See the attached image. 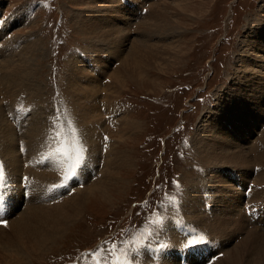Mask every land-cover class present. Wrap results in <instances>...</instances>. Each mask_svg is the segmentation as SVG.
I'll use <instances>...</instances> for the list:
<instances>
[{"label":"rangeland","instance_id":"rangeland-1","mask_svg":"<svg viewBox=\"0 0 264 264\" xmlns=\"http://www.w3.org/2000/svg\"><path fill=\"white\" fill-rule=\"evenodd\" d=\"M92 1L94 0H0L1 24L12 15L16 17L20 13L25 14L16 25H7V30L0 28L2 32L0 45L3 46L0 47L3 53H0V62L1 59L7 61L6 57L13 51L14 56L17 55V61L23 64L27 61L26 65L32 66L29 70L20 68L26 75L18 72V77L23 78L17 79L18 85L12 90H5L1 85L3 82L0 83V105L6 123H10L13 129H18L14 130L15 149L19 155L16 163L18 175L21 181L23 178L33 177L30 178L31 185L33 187L34 184L37 185L34 187L37 189L34 190L27 186V182H21V190L16 189V193L19 191L18 198L11 199L9 171L12 164L9 162L5 164L1 157L0 169L3 170L4 180L3 186L0 187V211L7 213L9 202L15 206L14 214L22 212L23 208L32 202L40 206L44 200H52V197L45 194L43 200V193L54 192L53 190L61 194L63 191L72 194L78 188L83 189L84 184L97 182L103 170L108 174L109 179L105 184L110 191L106 192L109 194L106 199L98 197V194L95 197L92 195L87 197L79 214L65 222L62 228L64 230L59 229L55 234L50 231L53 235L47 237L48 240L45 244L42 243L43 246L37 251L27 250L24 253L28 254H21V258L12 264H133V256L139 261L142 259V263L145 259L153 257L158 258L159 264H181L179 260L181 253H185L186 264H202L218 252L228 256L226 250L246 238L252 228L255 231L253 229L251 231H257L258 243L260 241L263 243L264 220L262 219L263 223L248 221L249 218L242 211V204L245 202V192L249 191V200L251 198L254 204L260 203L261 206H257V209H260L264 217V189L261 191V185L264 187V172H260L264 171V165L256 160L264 154V113L259 114L258 123L250 124L251 121H257L255 119H246L244 123L246 113L264 110V100H261L264 83L261 84L262 90L258 89L255 93L254 100L258 101L254 105L255 108L252 106L247 109L244 104L250 96L240 88L245 86L252 89L244 82L264 80L260 79L264 77V66H261L264 61L259 60L264 58V45L260 47L256 43L264 30V0H162L166 3L160 7L164 9L166 16L164 18L170 22V29L166 32L161 30L149 33L146 43L157 44V47L145 49L149 54L151 51L156 52L157 58L154 61L150 60V66H139L137 70L139 76H135L136 79L127 75L120 77L123 78L122 85L114 83L108 76L109 72H113V69L119 66V61L113 54L114 46H119L122 53H128L132 41L144 37L142 32L138 31L137 24L139 20L146 23L148 21V24L153 22L148 20L151 14L148 5L155 0H134L137 9L141 7L140 16L135 20H132V17L125 18L129 15L130 9L134 8L133 2H128L130 0H118L125 9L123 13L125 19L120 15L119 6L111 4L116 0L109 2L96 0L102 5L108 3L116 9V13L114 15L112 13L110 18L96 15L100 28H111L109 25L111 19L114 21L112 25L121 29L123 35L127 37L121 45L113 44L114 46L110 48H106L105 43L97 42L92 36L83 35L80 31L82 23H76V15L85 11L88 3L90 8L94 7ZM1 15L4 18H1ZM6 38L10 41L7 40L8 43L3 44L2 41ZM250 62L255 65H248ZM22 63L19 66H22ZM230 95L234 97L239 95L237 99H231L234 101L231 106L232 115H241L242 110L244 111V115L236 118L237 124L234 128H240V118L244 124H241L240 136L234 132L232 137L226 140L229 144L236 141V144L241 145V152L244 150L245 157L250 161L252 159V164L256 165L247 162L249 164H246V167L240 165L236 167L237 169L231 168V165L229 167L225 165L226 168L220 167L218 162L210 159L202 146L203 142L199 141L206 140L209 143L211 139L208 141L207 118L215 114L224 97L228 98ZM231 109L224 108V111L229 112L228 116ZM30 117L43 120L45 124V126L41 124V129L43 127L40 131L41 137L38 135L41 140L37 138L31 146L29 144L35 151L36 146H40L41 153L37 149L35 156L33 154L35 151L31 154L27 152L29 146L24 143L27 137L22 136L26 135V129L29 130ZM228 120L231 121L230 117ZM125 121L130 126L125 124ZM24 122L27 124L22 125ZM21 128L25 131L23 132ZM185 134L188 135L187 141L183 139ZM157 135H162L163 138L170 135L165 140L164 152L162 147L164 140L157 142ZM259 141L262 146H259ZM213 142L209 144L212 145ZM23 143L26 145L25 149L22 148L24 146L19 147V144ZM81 147L85 154L84 165H88V169L81 167L80 180L76 179L80 183L75 184V189L70 188L69 191L64 177L54 173L51 165H60L66 170L67 164L62 162L61 151ZM89 149L91 152L94 150L93 159L87 154ZM47 152L54 153L55 160ZM23 153H28L27 157L25 155L26 158H20V155L24 157ZM248 153L253 156L247 157ZM29 154H33L34 161L37 160V156L44 157L41 160L43 168L40 165L36 170L27 163V158H32ZM109 159L114 161L109 163ZM114 163H119V166ZM259 164L261 168L258 171ZM212 165L216 167L215 169L218 168V173ZM7 169L8 171H5ZM210 173L214 176L217 174L225 176L221 181L229 183L227 189L234 193L235 207H238L239 213L237 217H233L241 220V223L240 230L235 231L236 233L230 231L232 238L226 237V234L233 228L227 225L226 234H222L213 226V217L218 216L216 212H221L222 215L224 209L220 208L221 203L218 201L222 199V193L217 195L216 185L211 186L207 183L212 179ZM256 174L258 178L253 180L255 176L257 177ZM260 174L262 177H259ZM261 179L263 181L260 183ZM257 189H260V192ZM155 190L161 193H154ZM162 193L163 196L159 199L158 196ZM237 194L240 196L237 197ZM189 198H192L194 208L188 205ZM176 204L177 216L164 222L173 216ZM201 235L205 241L202 245L211 248L210 253H199L194 248L184 249L187 248L184 246L186 240ZM148 242V245L140 247ZM158 242L164 246L157 247ZM0 251V257L5 256H2L3 259L0 258L3 262L7 255L14 253L4 248V245H0ZM248 251L239 255L240 262L237 264H248V260L252 264L255 259L257 260L255 264H264V253H260L256 258L257 253ZM199 254L204 256L202 261L195 259ZM223 256L213 258L212 262H219ZM219 257L221 258L218 259ZM147 262L148 260L146 264Z\"/></svg>","mask_w":264,"mask_h":264},{"label":"bare ground","instance_id":"bare-ground-1","mask_svg":"<svg viewBox=\"0 0 264 264\" xmlns=\"http://www.w3.org/2000/svg\"><path fill=\"white\" fill-rule=\"evenodd\" d=\"M108 2L109 1H113V0H107ZM142 1V0H141ZM129 3L133 2L132 5L134 6L133 9H130V12L128 13L129 15L127 17H125L126 19H131L132 20H135L137 18V16H140V9L138 8L137 9V5H136V2L134 0H130L128 1ZM92 3H94V7L92 6L91 8L89 7V3L87 4V8H85V11H83L82 13L79 12L76 17H75V20H76V23L80 24L82 23V26L80 27V31L83 32V35H88V36H92L93 38H96L97 39V42H102V43H105V46L106 48H110L113 47L114 45L113 44H118L120 43V45L122 44V42L125 41V39L127 38L126 35H123L122 33V30L119 29V28H116L114 27L112 24L114 23L113 20L110 19L109 21V25H111V28H100V25H99V21L96 19V15H98L99 17L101 15L103 16H112V13L114 15V13H116V9L114 8V6H111L110 4L108 3H105V4H100L98 1L94 0L92 1ZM166 3V2H165ZM165 3L162 2V0H155V1H152L151 3H149L148 7L149 9H151L150 11V16L148 17V20H152L151 24H148V21L146 23V21H143V20H139L140 22H138L137 24V29L138 31H141L142 33V36H144L141 40H133L132 41V44H131V48L130 50L128 51V53H122L119 46H114L115 49V56L117 57V61H119L118 65L119 66H116L115 69H113L114 71L112 72H109V77L114 81V83L117 82L118 85H122L123 83V78L121 79L120 77H123V75H127V76H131V77H134L136 79L135 76H139V74L137 73V70L139 68V66H150V60L154 61L156 60L157 58V55H156V52H150L147 53V51L145 49H148V48H151V47H157L156 45L157 44H147L146 43V39H148V35L149 33L151 32H159V31H163V32H166V30L170 29V22L168 20H166L164 18V9L161 8L160 6L162 5H165ZM111 4L113 5H118L119 6V11H120V15L121 17L123 18L124 14L125 13V9L122 5V3L118 2V0H116L115 2L113 1ZM95 5L97 7H95ZM101 5V6H99ZM115 5V6H116ZM101 7V8H100ZM124 9V10H123ZM103 11V13H102ZM127 11V10H126ZM85 12V13H84ZM138 12V13H137ZM99 13V14H98ZM95 14V15H94ZM148 14V13H147ZM146 14V15H147ZM23 15V16H22ZM21 15L18 14L16 17L14 15L11 16V18L9 20H7L6 22L4 23H0V28H4L5 30H7V25L11 26L12 24L13 25H16V23H18L20 20V18L24 17L25 14L23 13ZM145 15V16H146ZM102 16V17H103ZM134 16V17H133ZM166 17V16H165ZM108 18V19H109ZM123 18V19H125ZM18 20V21H17ZM147 20V19H146ZM98 22V23H97ZM132 22V21H131ZM130 22V25L132 24ZM259 23V22H258ZM259 26V25H258ZM98 30V31H97ZM263 30V28L261 29ZM6 32V31H5ZM263 35L260 36L258 39V42L256 41V43L260 46V47H263L261 45H264V30L262 31ZM2 32H0L1 34ZM261 33V31H260ZM4 35V34H3ZM258 35V34H257ZM3 37V36H2ZM256 37V36H254ZM7 38L6 39H3L2 42H4L3 44L5 43H8L10 41V39L8 40L7 42ZM13 41V40H12ZM1 43V42H0ZM12 43V42H11ZM2 46V44L0 45V47ZM14 46V45H13ZM35 46V45H34ZM164 46H167V45H164ZM164 46H161V47H164ZM3 47V46H2ZM1 47V48H2ZM7 48V47H6ZM167 48V47H166ZM9 49V47H8ZM7 49V50H8ZM264 49V47H263ZM14 50V49H13ZM6 53V51H4ZM8 52V51H7ZM16 52V51H15ZM0 53H2V49L0 51ZM3 54V53H2ZM8 54V53H6ZM5 54V55H6ZM257 54V53H256ZM15 54H13V51L11 53L8 54V56L6 57L7 58V61H3V59H1V62H0V83L3 82V85L5 87V90L6 89H11L13 87H15L16 85H18V72H22L23 75L25 74L23 70H21L20 68H24V69H27L29 70V67L32 66H29L26 65V63L24 62V64L20 61H17V58L16 56H14ZM254 55V54H252ZM2 56V55H1ZM9 57V59H8ZM23 58V57H21ZM119 58V59H118ZM256 58V57H255ZM259 60L261 61H264V58H259ZM20 62V63H19ZM22 63V66H19L21 65ZM254 64L253 62H250V64L248 65H252ZM255 65V64H254ZM26 66V67H25ZM261 66H264L263 63H261ZM35 69V68H34ZM21 70V71H20ZM26 70V71H27ZM258 70V69H257ZM25 71V72H26ZM31 71V70H30ZM30 73V72H28ZM245 73V72H244ZM26 75V74H25ZM22 77V76H21ZM23 78V77H22ZM22 78H19L22 79ZM106 78V77H105ZM253 78V77H252ZM264 77H261L260 79H262ZM26 78H24L25 80ZM251 79V77L249 78ZM29 80V79H28ZM72 80V79H71ZM120 80V82H119ZM260 81V82H259ZM257 82H251V81H247L248 83H245L244 84H249L251 86L252 89H248L246 88L245 86H243L242 88H240V90L245 93H247L249 96H250V99L245 102V106L247 107V109H250L252 108V106L256 105L258 101H255L254 100V96H255V93L256 91L259 89V90H262V86L261 84L264 83V80H259ZM21 82V81H20ZM29 83H32V82H29ZM22 84V83H20ZM25 84V83H23ZM22 84V85H23ZM28 84V83H27ZM26 84V85H27ZM242 84V83H240ZM21 85V86H22ZM20 86V85H19ZM30 87V85H28ZM3 87V88H4ZM24 87V86H23ZM94 88V87H92ZM109 88V87H108ZM113 88V87H112ZM30 89V88H29ZM10 90V91H11ZM27 90H28V87H27ZM100 90V89H99ZM115 91V90H114ZM241 92V93H242ZM262 93V92H261ZM231 96V97H230ZM228 98L227 97H224V100L223 102L218 106L217 108V112L215 114H212V116H210L208 119V122H207V126H206V131H207V136H208V141L209 143L210 142H213V144H209L206 142V140H199L201 141V143L203 142L202 146L203 148L206 150L207 152V155L210 157V159L214 162H218L220 164V167H225V165H231L230 167L231 168H235L237 169L236 167H240V165H244L246 167V164H249L247 162H251L250 160H248L245 156H246V153L243 154V151L241 152V149H240V146L241 145H238L236 144V141L231 145L228 143V140L226 139H229L230 136L232 137V134H234V132L236 133V135L238 134L240 136V128H241V124H244L246 123L245 120L246 119H255L257 121H251V125L252 124H256L259 122L260 118H258L259 114L261 113H264V110L262 111H251V113H246L245 114V119H244V123H242L241 121V118H240V128H234L237 124L236 122V118L240 117L241 115H244V111L242 110V114H238L236 116H233L232 115V109H231V106H232V103L234 102L233 100H231L232 98L237 99V97H234L233 95H230ZM77 100V99H75ZM261 100H264V94H262L261 96ZM1 101V100H0ZM1 104V103H0ZM237 104L239 105V103L237 102ZM2 105H0V158L2 157V159L4 160L5 164L8 162L11 163L12 165L10 166V174H9V179L11 181L10 183V189H9V192L11 193V199H15V198H18V192L16 193V189H20V185H21V182H27V186L29 185L31 187V189H34L35 185L34 183V187L31 185V179L30 178H33V177H29L27 179L23 178L24 180L21 181V178L20 176L18 175V172L19 170L17 169V166H16V163L18 161L17 159V155H18V151H17V154H16V149H15V139H14V133L15 131L14 130H18V129H13V126L11 127L10 123H6V121L4 120V114L2 113L3 109L1 107ZM7 107V106H5ZM240 107V106H239ZM256 106H254L255 108ZM224 108H229L231 109V114L228 116L229 112L226 110L224 111ZM10 109V107H9ZM8 110V109H7ZM25 110V109H24ZM29 110V109H28ZM241 110V109H240ZM5 111V109H4ZM12 111V110H10ZM9 111V112H10ZM7 112V111H6ZM19 113V111H17ZM30 112V111H29ZM34 112V110L32 111ZM8 113V112H7ZM6 113V114H7ZM11 114V113H10ZM30 114V113H29ZM35 114V113H34ZM31 115V114H30ZM18 116V114H17ZM22 116V115H21ZM29 116V115H28ZM36 116V115H35ZM253 116H255V118H253ZM33 117V115L31 116ZM30 117V118H31ZM38 114L36 116V118H38ZM231 119V121H229L228 119ZM7 118V117H6ZM5 118V119H6ZM15 118V117H14ZM19 118V117H18ZM26 118V117H25ZM8 119V118H7ZM6 119V120H7ZM29 119V118H27ZM32 119V118H31ZM30 119V123L28 124L29 126V130L26 129V135L25 134H20L22 136H26L27 137V140H25L24 143H26V145L30 146L32 145V142L34 141L35 142V139H39L41 136H40V131L43 129H41V124H44L43 123V120H37V119ZM41 119V118H40ZM232 119H234V122ZM35 120V121H34ZM127 120V119H126ZM129 120V119H128ZM207 121V120H206ZM22 122V121H21ZM27 122V121H26ZM17 123V122H16ZM127 123V125L129 124L127 121H125V124ZM12 124V123H11ZM21 124V123H20ZM19 124V125H20ZM24 124H27V123H23L22 125ZM131 124V123H130ZM120 125V124H119ZM127 125L125 127H127ZM18 126V124H17ZM26 126V125H25ZM45 126V124H44ZM130 126V125H128ZM244 126V125H243ZM117 127V126H116ZM115 127V128H116ZM15 128V127H14ZM19 128V127H18ZM130 127H128V130H129ZM245 128V126H244ZM20 129V128H19ZM23 129V132L25 131L24 128H21V130ZM120 129V128H119ZM121 129L125 130L123 127H121ZM121 129H120V132H121ZM19 130V131H21ZM116 130H118L116 128ZM248 130V129H246ZM253 130V129H252ZM18 133V131H16ZM243 132V131H242ZM16 133V134H17ZM22 133V132H21ZM42 134V133H41ZM44 134V133H43ZM40 137H39V136ZM45 135V134H44ZM42 135V137L44 136ZM204 135V134H203ZM218 135L222 136V137H218ZM247 135H251V134H248ZM264 135V134H263ZM122 136V135H121ZM200 136V135H199ZM206 136V135H204ZM260 136V135H258ZM18 137V135H17ZM264 137V136H263ZM261 136V138H263ZM20 138V136L18 137ZM222 138V139H221ZM225 138V139H223ZM256 136H254V140H255ZM48 139V138H47ZM20 140V139H19ZM41 140V139H39ZM244 140V139H243ZM259 140V139H258ZM264 140V139H263ZM48 141V140H46ZM28 142V143H27ZM37 142V140H36ZM41 142V141H40ZM45 142V141H43ZM261 142H262V139H261ZM20 143V142H19ZM23 143V145H20L19 144V147L20 146H24L25 144ZM38 143V142H37ZM36 143V144H37ZM46 143V142H45ZM258 143V142H257ZM255 143V144H257ZM260 143V141H259ZM264 143V142H263ZM22 144V142H21ZM35 144V143H34ZM35 144V145H36ZM39 144V143H38ZM247 144V143H246ZM25 145V146H26ZM44 145V144H43ZM263 145V144H262ZM261 143L259 146H262ZM25 146L22 147L25 149ZM27 146V147H28ZM29 146V147H30ZM45 146V145H44ZM47 146V145H46ZM113 146V145H112ZM200 146V147H202ZM28 147V148H29ZM39 147V148H38ZM36 146L37 149H39L38 151L41 153L40 151V146ZM43 147V146H42ZM49 147V145L47 146ZM18 148V147H17ZM21 148V149H22ZM27 148V152H29L30 154L32 153V151L34 152L35 150H32L33 147H30L31 151ZM244 148V147H243ZM261 148V147H260ZM260 148H257V149H260ZM19 149V148H18ZM22 149V151L24 150ZM36 149V151H37ZM113 149V148H112ZM248 149V147H247ZM256 149V150H257ZM43 150H45L43 148ZM246 150V149H245ZM35 151L34 156L37 154ZM48 151V150H47ZM50 151V150H49ZM48 151V152H49ZM253 151V150H251ZM262 151V150H261ZM38 152V153H39ZM46 152V150H45ZM44 152V153H45ZM47 152V153H48ZM94 150L91 152V150L89 149V153H87L89 155V157H91V159H93V153ZM246 152V151H245ZM250 152V150H249ZM22 153V152H21ZM20 153V154H21ZM46 153V154H47ZM116 153V152H115ZM121 153V152H120ZM29 156H32V158H30V161H29V158H27L28 160L26 161L27 163L31 164L32 167H35L36 170L37 168L40 167V165L42 166L43 168V163H41V160L44 158V157H41L40 154L38 157L37 156V160H33V154ZM49 155L52 156V159H54L55 155L54 153H48ZM58 154V152H57ZM92 154V155H91ZM117 154V153H116ZM115 154V155H116ZM254 154V152H253ZM24 157H21L22 155H20V158H26L28 153H23ZM26 155V157H25ZM42 155H43V151H42ZM204 155V154H203ZM248 155L250 156H253L251 155L250 153L247 154V157ZM259 155V154H258ZM19 156V155H18ZM45 156V155H44ZM61 156V155H60ZM48 157V156H47ZM117 157H118V154H117ZM39 158V159H38ZM115 158V156H114ZM113 158V159H114ZM6 159V160H5ZM35 159V157H34ZM51 159V158H50ZM57 159V158H56ZM113 159H109L111 163L112 161H114ZM117 159V158H116ZM204 159H205V156H204ZM208 159V158H207ZM255 160V158H253ZM22 160V159H21ZM55 160V159H54ZM62 160V159H61ZM118 160V159H117ZM256 160L258 161V163L260 164H263L264 165V154L260 157V159L256 158ZM23 161V160H22ZM25 161V160H24ZM48 161V160H47ZM57 161V160H56ZM206 161V160H205ZM20 162V160H19ZM25 162V163H26ZM51 162V161H49ZM61 162V161H60ZM106 162V161H105ZM117 162V161H116ZM207 162V161H206ZM256 162V161H255ZM24 163V162H23ZM24 163V164H25ZM212 163V162H211ZM21 164V163H19ZM65 164V163H64ZM115 164V163H114ZM119 163L115 164V165H118ZM218 164V165H219ZM252 164V162H251ZM259 164V166H260ZM4 165V164H2ZM252 165H256V164H252ZM251 167H254L252 166ZM8 166V165H7ZM28 167V165H26ZM93 166V164H92ZM90 166V167H92ZM114 166V165H113ZM119 166V165H118ZM213 166V165H212ZM243 166V167H244ZM257 167L258 168V171L260 170L259 168L260 167ZM9 167V166H8ZM30 167V166H29ZM31 167V168H32ZM214 167V166H213ZM242 167V166H241ZM248 167V165H247ZM263 167V166H262ZM26 168V167H25ZM40 168V169H42ZM46 168V167H45ZM44 168V169H45ZM82 168L84 169H88V165H83ZM216 167H214L213 169L215 170L216 173H218V168L215 169ZM226 168V167H225ZM256 168V170H257ZM23 169V168H22ZM48 168H46L47 170ZM50 169V168H49ZM51 169H53L54 173H58L60 176H65L66 175V170L62 168V166L60 165H51ZM253 169V168H252ZM263 169V168H262ZM261 169V170H262ZM24 170V169H23ZM27 170V169H26ZM5 171H8L5 170ZM210 171V170H209ZM254 171V170H253ZM25 172V171H24ZM256 172V171H255ZM260 172H264V171H260ZM31 173V172H30ZM259 174V173H258ZM34 175V174H33ZM80 175L81 173L78 172V175H76L75 177L77 178H72L70 180H65L64 178V181H65V184L67 185V189L70 191V188H74L75 184L77 183H80V182H77L80 180ZM210 177L212 178L211 180H208V185H216L215 188L217 189L216 190V194L218 195L220 192L222 193L221 194V197L222 199H218V201L221 203L220 204V208L223 207L224 209V212L222 210V215H220L221 212H216V215H218L217 217L214 216L213 217V226L217 229L218 228V232H222V234H226V230L228 228H226V226L228 225L229 228H233V229H229L227 234H226V237H229V238H232V233H234L235 231L237 230H240V221L238 218H234V217H237V213L238 212V207H235V202H234V198L235 196L233 195L234 193H232V191L228 190V185H230L229 183H223V181H221V178H224L225 176H219V174H217V176H214L213 174L210 173ZM251 175V174H250ZM257 175V174H256ZM30 176H32L30 174ZM38 176H40L38 174ZM44 176V175H43ZM263 176H264V173H263ZM82 177V176H81ZM251 177V176H250ZM259 177H262L261 174ZM104 178H106V181L104 182ZM240 178V177H239ZM256 178H258V175L257 177L255 176L253 180H255ZM77 179V181H76ZM79 179V180H78ZM86 179V178H85ZM108 174L105 173V171H101V175H100V178H98L97 182L93 183V184H90V185H85V187L82 188H78L74 193L72 194H67L65 193L66 191H63L64 193H60L56 190H53L54 192H45L43 193V195L45 194L46 196H50L52 197V200L51 201H45L44 200V197L45 195L43 196V202L40 203V206L38 207L37 205L33 204V202L29 205H27L25 208H23V211L20 212V213H15L14 214V208L15 206L13 205H10L11 203L9 202V208L7 209V213L8 215H10V217H7V213H5L4 211H0V245L3 246L4 245V248H6L8 251H13L14 253L10 254L9 256L7 255L6 256V260L3 262L2 259L4 255H2V259L0 260V264H12V262H15L16 260L18 261V258L20 257L21 258V254H28V253H24L26 252L27 250H33V251H37L38 248H40L42 245V243L45 244V242L48 240V236L49 235H53L55 233H57V231L64 227L65 225V222H67L71 217L73 216H76L79 214L80 210H81V207L83 206L82 204L84 203V201L86 200L87 197L89 196H94L96 194H98V197L102 198V199H106V197L109 195H107V191L110 192L106 186V182L108 181ZM61 180V179H60ZM84 180V179H83ZM203 180V179H202ZM223 180V179H222ZM247 180V179H246ZM252 181V179H250ZM8 181V180H7ZM35 181V180H34ZM41 181V180H40ZM205 181V180H204ZM245 181V179H244ZM263 181V179H261L260 183ZM38 182V181H37ZM198 182V181H197ZM222 182V183H221ZM255 182V181H254ZM86 183V181H85ZM199 183V182H198ZM197 183V184H198ZM206 183V181L204 182ZM241 183V182H240ZM42 184V183H41ZM197 184H195V187L197 186ZM259 184V183H258ZM82 185V184H81ZM225 185V186H223ZM254 185V184H252ZM43 186V185H41ZM112 186V185H111ZM204 186V185H203ZM210 186V187H211ZM244 186V185H243ZM259 186V185H258ZM262 188H261V191H263L262 189H264L263 185H261ZM48 187V186H47ZM51 187V186H50ZM49 187V188H50ZM253 187V186H252ZM212 188V187H211ZM222 188V189H221ZM236 187H234L235 189ZM254 188V187H253ZM257 188V187H255ZM259 188V187H258ZM37 189V187L35 188ZM34 189V190H35ZM47 189V188H46ZM75 189V188H74ZM73 189V190H74ZM233 189V188H232ZM238 189V188H237ZM58 190V189H57ZM73 190H71V192H73ZM192 190V189H191ZM196 192L198 193V189L196 188L195 189ZM259 190V191H258ZM188 191V190H187ZM258 192H260V189H257ZM257 191L255 190V193H257ZM264 192V191H263ZM237 193V192H236ZM243 193V192H242ZM208 195V194H207ZM257 195V194H256ZM255 195V197H256ZM261 195V194H260ZM228 196V197H226ZM240 196V194H237V197ZM252 196V195H251ZM263 196V195H262ZM189 197H191L189 195ZM220 197V198H221ZM259 196H257L258 198ZM261 197V196H260ZM227 198V199H225ZM262 198V197H261ZM60 199V200H59ZM186 199V198H185ZM203 199V198H202ZM255 199V198H254ZM36 200V199H35ZM189 204L190 207L194 208L193 206V201H192V198H189ZM236 200V199H235ZM251 200V198H250ZM257 200V199H256ZM5 203V202H4ZM37 203V202H36ZM203 204V203H202ZM43 205V206H42ZM201 205V204H200ZM230 205L232 208H229ZM189 207V208H190ZM200 207V206H199ZM205 207V206H203ZM187 209V208H186ZM220 211V210H219ZM227 211V212H226ZM10 212V213H9ZM215 212V211H214ZM213 212V213H214ZM176 213V212H175ZM179 213V212H178ZM7 215V216H6ZM199 216V215H198ZM234 216V217H233ZM8 219H7V218ZM183 217V216H182ZM190 217V216H189ZM200 217V216H199ZM204 217V216H203ZM242 217V216H241ZM75 218V217H74ZM187 218V217H186ZM193 218V217H192ZM247 218V217H246ZM178 219V218H176ZM190 219V218H189ZM188 219V220H189ZM235 219V220H234ZM184 220V219H183ZM202 221V220H200ZM199 221V222H200ZM183 223V222H182ZM187 223V222H186ZM4 224V225H3ZM166 224V223H165ZM173 224V222H172ZM176 224V223H175ZM190 224V223H189ZM203 224V223H201ZM245 224V223H244ZM243 225V222L242 224ZM246 225V224H245ZM177 226V225H176ZM196 226V225H194ZM210 226V225H209ZM163 227V226H162ZM171 227V226H170ZM203 227V226H201ZM211 227V226H210ZM243 226H241L242 228ZM166 228V227H165ZM235 228V229H234ZM244 228V227H243ZM258 228V227H257ZM169 229V228H168ZM191 229V228H190ZM253 229V228H252ZM252 229H250V232L248 233L247 237L241 241V242H238V244H235L234 247L231 246L230 248H228L226 251L228 254V256L224 255L223 256V253H222V256L224 258L220 259L221 257H219L218 259L219 262H212L214 264H237L238 262H240V257L239 255L242 253H246L248 250H249V247H250V250L252 253H257L256 255V258L258 256H260V253H264V242L261 243V241L258 243V234L254 231H251ZM64 230V229H62ZM172 230V229H171ZM198 230V229H196ZM243 230V229H242ZM54 232L53 234L50 232ZM169 231V230H168ZM176 231V230H175ZM202 231V230H201ZM231 231V232H230ZM247 231V229H246ZM160 232V231H159ZM174 232V231H173ZM206 232V230H205ZM239 232V231H238ZM242 232V231H241ZM248 232V231H247ZM261 232V231H260ZM175 233V232H174ZM236 233V232H235ZM262 233V232H261ZM161 234V233H160ZM199 234V233H198ZM201 234V233H200ZM206 234V233H204ZM208 234V233H207ZM216 234V233H215ZM57 235V234H56ZM55 235V236H56ZM174 235V234H173ZM212 235L213 232H212ZM246 235V234H245ZM172 236V235H171ZM175 236V235H174ZM210 236V235H209ZM215 236V235H214ZM237 236V235H236ZM261 236V235H260ZM264 236V235H263ZM178 237V236H177ZM176 237V238H177ZM212 237V236H211ZM165 238V237H164ZM175 238V237H174ZM182 239L184 237H181ZM193 238V237H192ZM190 238V239H192ZM189 239V240H190ZM235 239V238H234ZM263 239V238H262ZM176 240V239H174ZM261 240V239H260ZM177 242L180 241V240H176ZM187 241V240H186ZM175 242V241H173ZM226 242V241H225ZM153 243V242H152ZM182 243V242H181ZM41 244V245H40ZM176 244V243H175ZM39 245V246H38ZM224 246V245H223ZM172 247V246H171ZM181 247V246H180ZM175 250V249H174ZM2 251V249H1ZM0 251V253H1ZM248 251V252H249ZM218 252V251H217ZM226 253V252H225ZM140 254V253H139ZM157 255V254H156ZM247 255V254H246ZM0 257V258H1ZM5 257V256H4ZM144 258V257H143ZM158 259V258H157ZM215 259V258H214ZM142 260V259H141ZM140 260V261H141ZM147 260V259H145ZM243 260V259H242ZM2 261V262H1ZM216 261V260H215ZM252 261V260H251ZM256 259L254 260V264L256 263ZM16 263V262H15ZM13 263V264H15ZM161 263V262H160ZM211 263V264H212ZM250 260H248V264H250ZM252 263V264H253Z\"/></svg>","mask_w":264,"mask_h":264},{"label":"snow or ice","instance_id":"snow-or-ice-1","mask_svg":"<svg viewBox=\"0 0 264 264\" xmlns=\"http://www.w3.org/2000/svg\"><path fill=\"white\" fill-rule=\"evenodd\" d=\"M60 151V150H58ZM61 156L63 157V163L67 164L65 180H70L78 175L79 170L85 163V154L83 148H73L71 151H61ZM4 174L3 170L0 169V187L3 186ZM204 237L201 235L199 237L193 236L191 240L188 241L186 246H195L203 243Z\"/></svg>","mask_w":264,"mask_h":264},{"label":"trees","instance_id":"trees-1","mask_svg":"<svg viewBox=\"0 0 264 264\" xmlns=\"http://www.w3.org/2000/svg\"><path fill=\"white\" fill-rule=\"evenodd\" d=\"M162 135H157V137H156V141H157V139L159 140V138L161 137Z\"/></svg>","mask_w":264,"mask_h":264}]
</instances>
